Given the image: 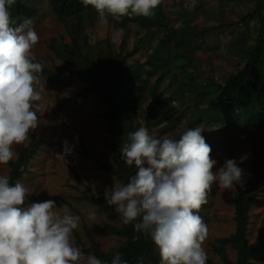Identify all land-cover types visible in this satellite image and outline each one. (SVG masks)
Listing matches in <instances>:
<instances>
[{
    "label": "trees",
    "instance_id": "trees-1",
    "mask_svg": "<svg viewBox=\"0 0 264 264\" xmlns=\"http://www.w3.org/2000/svg\"><path fill=\"white\" fill-rule=\"evenodd\" d=\"M218 1H248L251 5L239 19L237 29H230L231 23L220 25L227 26V53L236 59V69L222 83L199 75L196 50L198 43L205 44L211 28L190 29L184 24L174 27L163 0L150 18L123 17L117 21L118 28L124 29L117 46L109 37L87 42L81 26L86 19L93 18L91 6L85 9L81 0H47L68 40L51 41L48 48L59 63L51 68L44 66L41 78L49 82L75 79L85 84L84 97L97 95L104 108L102 117L107 123L112 157L109 165L100 161L96 164L118 183L126 184L136 172L134 166H127L121 158L120 147L127 142V133L140 126L146 127L150 134L159 133L163 137L169 133L168 137L176 139L185 129L199 126L207 144L214 136L228 131L264 129V0ZM9 10L17 23L24 18L34 20L39 11L34 0H17ZM131 25L143 36L135 38L130 47ZM43 138L31 136V143L6 165L10 184L14 185L26 173L30 161L46 143ZM262 152L253 155L250 178L244 187L237 186L233 191V233L210 244L221 264H252L264 255V233L260 232L254 242L248 240L251 210L264 197V183L259 184L264 180V175H260L264 166ZM85 200L112 222L104 224V229L118 241L116 247L105 252L90 237L88 242L76 245L85 254H94L109 264L116 253L122 254L128 264H159V253L150 236L137 234L131 224H123L114 206H108L102 199L87 196ZM136 235L140 237L138 240L133 239ZM229 250L233 259L229 258ZM207 264L215 263L207 259Z\"/></svg>",
    "mask_w": 264,
    "mask_h": 264
},
{
    "label": "clouds",
    "instance_id": "clouds-1",
    "mask_svg": "<svg viewBox=\"0 0 264 264\" xmlns=\"http://www.w3.org/2000/svg\"><path fill=\"white\" fill-rule=\"evenodd\" d=\"M17 0H0V165L17 158L14 146L29 140L38 125L42 107L41 83L44 65L33 52L39 35L31 18L17 23L10 8ZM94 10L101 28L109 18L155 15L161 0H81ZM124 36L118 28L111 37L115 44ZM197 126L185 129L178 139L150 134L144 126L127 133L120 147L121 158L136 172L125 183L105 189V202L114 206L123 224H131L137 234L150 236L159 253V264H207L204 242L207 224L199 215L207 203L213 184L231 190L244 187V172L235 159H227L213 171L217 161L211 157ZM55 157L65 161L73 146L63 142ZM0 175V264H109L75 246L73 232L81 216L67 205L56 210L54 200L25 206L29 188L17 180ZM89 208L86 219L96 220ZM140 237L136 235L134 240ZM110 264H128L116 253Z\"/></svg>",
    "mask_w": 264,
    "mask_h": 264
},
{
    "label": "rangeland",
    "instance_id": "rangeland-1",
    "mask_svg": "<svg viewBox=\"0 0 264 264\" xmlns=\"http://www.w3.org/2000/svg\"><path fill=\"white\" fill-rule=\"evenodd\" d=\"M170 22L174 27L184 24L186 28L206 30L211 28L210 36L204 45L198 43L196 58L200 66V76L207 77L215 83H222L227 76L236 69V59L228 52L229 36L222 24L231 23L230 29H237V23L243 14L250 8V3H220L218 0H163ZM38 7V16L32 20L33 27L40 39L33 48L38 62L51 68L59 61L49 50L52 40L67 41L68 37L62 25L50 11L47 0H34ZM97 16L86 19L81 32L86 36L87 42H100L105 37L111 38L118 29L117 21L109 18V24L103 28L97 24ZM238 28L240 25L238 24ZM219 27V28H217ZM129 31V46L135 38L143 36L134 25ZM121 39L114 45L117 46ZM215 47H218L215 49ZM140 55V54H139ZM136 56L143 61L142 57ZM141 56V55H140ZM45 85L42 93V107L37 112L39 125L29 134V140L23 145L14 146L17 157L22 148L31 143V136L37 139L43 135V144L37 155L30 161L26 173L20 179L28 188L25 206L31 203L54 200L56 210L67 205L70 212L81 216L79 227L73 232L75 246L78 242L86 243L92 237L99 243L100 248L107 252L118 244L114 236L108 235L104 224L112 225L98 207L85 200L87 196L102 199L105 202V189L111 188L115 178L98 168L96 162L111 164L110 137L106 132L107 123L102 114L104 108L97 101V95L85 92V84L70 78L49 82L41 78ZM156 136L159 133H155ZM169 136V133L163 137ZM210 140L211 157L217 161L213 171L223 166L227 159H235L244 172V183L250 178L252 158L254 154L263 153L264 129L254 128L246 131L225 132L214 136ZM67 140L73 146L72 154L64 160L57 159L55 153L62 152L63 141ZM17 159V158H16ZM14 159V160H16ZM9 169L0 165V175L8 176ZM264 175V166L260 170ZM262 180L259 184H263ZM215 188L208 194L207 203L203 205L200 216L207 224L208 235L204 242L207 259L215 264L221 261L211 251L210 244L217 239L227 237L234 231L233 204L231 198L235 187L231 190ZM92 208L96 212V220L86 219L87 210ZM264 233V197L254 203L251 210V220L248 229V240L254 242L258 234ZM230 259L233 252L228 251ZM252 264H264V255L252 261Z\"/></svg>",
    "mask_w": 264,
    "mask_h": 264
}]
</instances>
